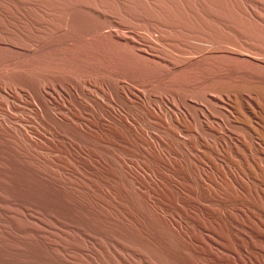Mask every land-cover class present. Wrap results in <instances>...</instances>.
I'll return each instance as SVG.
<instances>
[{
  "label": "rangeland",
  "instance_id": "obj_1",
  "mask_svg": "<svg viewBox=\"0 0 264 264\" xmlns=\"http://www.w3.org/2000/svg\"><path fill=\"white\" fill-rule=\"evenodd\" d=\"M194 4L0 0V264H264L219 149L253 133L218 101L264 59V0Z\"/></svg>",
  "mask_w": 264,
  "mask_h": 264
},
{
  "label": "bare ground",
  "instance_id": "obj_2",
  "mask_svg": "<svg viewBox=\"0 0 264 264\" xmlns=\"http://www.w3.org/2000/svg\"><path fill=\"white\" fill-rule=\"evenodd\" d=\"M196 1L198 0H185V8L183 12L185 14V18L190 21L191 20L197 21L199 17L198 10L200 7L199 8H197V6L195 7L194 2L196 3ZM148 43L154 44V42L152 43L151 41H149ZM253 60H249V61L253 62ZM260 63H262L263 65ZM260 63L259 65H257L254 63L252 64V63H247V62H243V63L236 62L234 64V67L238 69L242 74L238 76L231 75L229 79L224 81L227 84V87L237 86L240 88L241 85L242 87L238 89L237 91H232L231 93L228 92L226 95L220 94V96L218 97V101H221L222 99H224V102L223 100L222 102L224 104H228V106L233 110V112H236V114H238L239 117H237L236 119H238L240 122H242V124L250 128V131H252L253 135H249V134L238 135V134L233 133L232 140H235V142L232 144L231 143H228V144L220 143L221 145L219 146V149L221 150V153L227 154L229 156L233 155L234 153L240 154L242 155V157L244 156V164H245V166L243 165V167L245 168L244 172L239 173L240 172L239 171V172H236L235 174L231 172L232 175L230 174V184L234 188L233 190H235V193L236 191L237 192L241 191L244 194L249 195V196L254 194L253 196L254 197L256 196V199L259 201L258 203H260V205L264 209L263 207L264 205V59ZM241 69H243L244 71L251 70L255 74H257L259 77H255L256 79H251L245 76L243 74L244 71H241ZM205 70L206 68L203 70L204 72L203 71L201 72L207 75V72H205ZM209 70L210 69H208V71ZM210 71H212V69ZM212 73L210 75L212 76L216 75V73L215 74H212ZM220 75H222V73H220ZM205 78L206 76L204 77V79ZM206 80H208V78ZM210 80H212L211 82L209 81L211 85L213 84L219 85V82L221 81L218 75L214 77V80L213 79H210ZM247 82H252V84L247 86L246 85ZM208 86L209 84L207 85V87ZM231 116L233 115L231 114ZM221 122H222L221 126L217 125L219 132L225 130L224 121L221 120ZM229 135H232V134L229 132ZM245 170L246 171L248 170L250 172V175L247 172H245ZM243 193H241V195ZM248 197L246 198V200L250 198ZM257 200L255 201L256 203H257ZM250 202H253V199ZM250 211L252 210L251 209L249 210L248 208L244 207L243 215H245L246 218L254 219V216L252 215L253 213L251 214ZM257 223L259 224V227L257 228L260 229L261 222L259 223V220H257ZM257 223H256V226H257ZM262 228H264V225L262 226ZM250 232L254 237L258 235L255 228L254 229L250 228Z\"/></svg>",
  "mask_w": 264,
  "mask_h": 264
}]
</instances>
